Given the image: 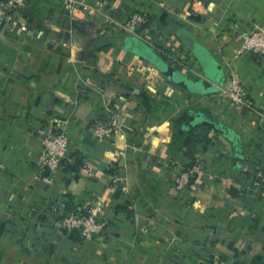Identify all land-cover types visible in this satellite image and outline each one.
Returning a JSON list of instances; mask_svg holds the SVG:
<instances>
[{"label":"crops","instance_id":"1","mask_svg":"<svg viewBox=\"0 0 264 264\" xmlns=\"http://www.w3.org/2000/svg\"><path fill=\"white\" fill-rule=\"evenodd\" d=\"M83 1L100 12L72 21L59 1L28 0L0 27V264H264V117L202 84L236 74L264 116V57L239 53L241 35L264 31V0ZM133 12L148 17L143 39L105 29L103 14ZM199 108L217 128L186 144ZM104 114L117 132L99 140ZM55 120L65 162L93 176L64 166L41 180ZM191 161L202 172L179 190ZM99 198L93 240L55 227Z\"/></svg>","mask_w":264,"mask_h":264},{"label":"built area","instance_id":"2","mask_svg":"<svg viewBox=\"0 0 264 264\" xmlns=\"http://www.w3.org/2000/svg\"><path fill=\"white\" fill-rule=\"evenodd\" d=\"M59 1L65 12L72 21H76L79 13L97 14L99 9H92L83 0H56ZM28 0H0V27L10 25L14 22L15 17L27 7ZM148 20L144 12H133L130 14L127 21H121L110 13L103 14V24L106 30L117 31L121 34L131 35L138 39H143L141 27ZM22 30H26L22 27ZM148 42V40L144 39ZM241 48L239 53L249 52L258 58L264 57V31L252 30L240 36ZM149 45L152 43L148 42ZM170 56V55H166ZM170 58V60L177 61L183 65L181 60ZM217 91L220 92L221 97L227 103H230L234 108L240 112H250L264 117L258 112L253 101L250 99L247 90L242 81L236 74H232L229 83L218 85ZM107 112H112L108 107ZM58 132L50 135L44 140V149L42 153V164L44 172H48L49 176L41 177V180L46 184H52L56 172L64 168V162L68 150V138L65 133L62 123L55 120ZM94 136L99 140L111 139L116 136L117 126L112 117L108 115L101 116L93 126L92 130ZM82 171L89 175H94L89 168L84 166ZM202 172L200 164L195 163L191 168L186 170L176 183V187L181 190L184 189L190 181L191 177ZM258 179H264V176L259 174ZM103 202L99 198L93 205L84 211L72 210L68 214L63 215L55 222L57 229H64L68 233L80 231L82 237L86 240H93L97 235L101 234L105 228V221L102 220ZM217 264H227L217 261Z\"/></svg>","mask_w":264,"mask_h":264},{"label":"trees","instance_id":"3","mask_svg":"<svg viewBox=\"0 0 264 264\" xmlns=\"http://www.w3.org/2000/svg\"><path fill=\"white\" fill-rule=\"evenodd\" d=\"M76 28L81 30L79 23H76ZM189 116V121L192 123L195 121H200V123L194 125V129L191 130L189 137L186 140V144H196L199 142H207L208 133L210 130L217 128L213 116L206 109L199 108L197 110H192L187 113ZM196 162L191 161L189 168H191ZM66 171L80 173L81 169L85 166L82 159H71L70 161L64 162ZM188 168V169H189ZM262 173L264 174V167L262 168ZM264 176V175H263ZM264 180V179H262ZM70 211V210H69Z\"/></svg>","mask_w":264,"mask_h":264},{"label":"water","instance_id":"4","mask_svg":"<svg viewBox=\"0 0 264 264\" xmlns=\"http://www.w3.org/2000/svg\"><path fill=\"white\" fill-rule=\"evenodd\" d=\"M202 84H203V86H204L205 88H208V89L215 88L216 90H218V89H217V86H218L219 84H217V83H213V82L210 81V80L203 79Z\"/></svg>","mask_w":264,"mask_h":264}]
</instances>
